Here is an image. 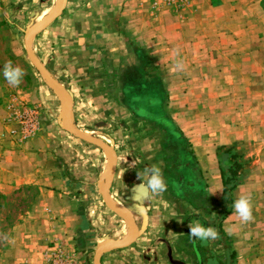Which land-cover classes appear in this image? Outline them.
I'll return each instance as SVG.
<instances>
[{
	"label": "crops",
	"instance_id": "obj_1",
	"mask_svg": "<svg viewBox=\"0 0 264 264\" xmlns=\"http://www.w3.org/2000/svg\"><path fill=\"white\" fill-rule=\"evenodd\" d=\"M20 2L0 0V6ZM259 5L257 0L215 4L190 0L182 12L161 13L142 7L138 0H66L62 13L35 35L36 57L72 97L75 127L94 136L102 132L115 147L110 188L134 217L138 234L128 245L104 251L101 264H197L188 225L208 223L204 221L207 209L214 221L209 226L215 228L214 212L221 208L220 201L228 198L232 206L246 194L252 197L254 219L244 223L230 207L218 222L235 252L229 264H264V14ZM145 52L148 72L155 71L158 76H154L168 87L167 117L179 136L168 132L166 136L180 158L177 168L183 177L178 181L187 182L186 190L213 204L197 208L185 195L175 203L180 212L170 218L164 212L165 204L174 199L168 186L149 198L134 189L142 182L137 173L156 165L152 162L158 143L142 129L144 120L126 102L110 109L106 97L110 70L137 65ZM178 60L183 70H175ZM26 108L0 103V191L36 183V209L29 212L35 223L20 224L22 228L0 255V264H39L54 245L62 246L79 264H93L100 242L91 243L82 235L97 211L89 206L93 200L98 202L99 191L91 184L94 178L68 174L54 162L52 166L54 152L64 148L60 136L69 134L62 129L61 113L58 124L39 121L38 129L29 130ZM80 123L89 126L81 129ZM222 145L247 160L232 180L228 197L222 171L228 176L231 162L225 149L218 150ZM118 148L127 153L121 161ZM197 182L203 184L201 190L195 188ZM140 204L143 212L137 210ZM101 214L109 215L104 210ZM173 219L178 225H172ZM216 241V256L227 264L228 255ZM212 247L209 240L207 248ZM105 255H115L113 262L106 263Z\"/></svg>",
	"mask_w": 264,
	"mask_h": 264
},
{
	"label": "rangeland",
	"instance_id": "obj_2",
	"mask_svg": "<svg viewBox=\"0 0 264 264\" xmlns=\"http://www.w3.org/2000/svg\"><path fill=\"white\" fill-rule=\"evenodd\" d=\"M30 1L31 0H22V3L20 2L12 6H0V103L6 106L8 103L14 102L15 105L19 104L20 106H26L28 112H25L24 114V121L28 123L29 126L27 124L26 125L27 127H29V130L34 127L36 130L39 127V121H43V123L47 121H57L58 124V115L60 114V112L62 113L65 98L55 87H53L51 82L46 80L39 73L36 67L31 63L30 59L27 56L24 43V36L27 31H29L33 26L43 21L44 17L47 16L49 10L53 11L54 8L56 10L60 0H35L33 2ZM138 1L144 8H149L151 10H155L161 13H164L165 11H170L169 9H155L150 7L148 4L142 2L141 0ZM210 1L211 4H215L217 2V0ZM257 1H259V6L262 9V13L264 14V0ZM188 5L189 4H187L183 9L174 12H182L184 9H186ZM33 46H35V42L33 43ZM143 54L146 55L145 58L141 56L142 59L139 63H137V65L126 64L121 69H117L114 71L110 70V81L109 86L107 87L108 91L106 93L107 102H109L110 107L114 106L115 104L120 106L121 103L123 104L125 102V94L122 89L123 85H127V87H129L126 88V90L132 89V86L135 88V90H139V88H141L139 90L141 91V94H144L143 92L156 93L154 89H158L159 87L156 85V83H154L153 79L149 78L154 75H158L155 71H151V75L148 78V65H146L145 63L148 54H146V52ZM9 61L14 66H19L24 70L22 82L18 87H13L9 85L3 77V66L6 62ZM141 83H144V85H141ZM160 86L163 89L162 91L160 90L161 96H163L165 94V90L168 87L162 86V84H160ZM19 102L22 104H20ZM166 105L167 103H165V106ZM148 108L150 109L152 107L149 106ZM110 109L114 108L111 107ZM164 109L165 108L162 107V109L158 111L163 112ZM142 119L144 120L143 122H141V126L143 127L142 129L146 130V133H149L152 139H154L160 147V149L157 151V154L154 156L156 158L155 160H153L152 163H155L158 167L160 166L159 168H161L162 173L164 174L163 177L165 176L164 178L168 186V192L174 198L171 200L172 202L168 201L165 204L164 212L168 214L169 218L173 217V215H177L180 211L176 209L175 203L177 200H182L185 195L189 197L188 199L191 202V206L201 208L204 207V205L206 204L205 208H207L208 204L213 205L212 203H209L207 198L198 196L196 193L186 190L185 188L187 186V182L183 181L181 185L176 184L177 182H179L178 179L181 178V176L183 177V175H180L181 171L177 168L179 167V164L177 165V162H179L180 158L175 154L174 150L172 149V142L166 136L167 131L163 132L164 128L157 124L154 119ZM88 126L86 124L82 125L81 123L80 125H78V127L81 129H84ZM62 129L65 128H63L62 126ZM98 132L99 131L96 132V136H98L101 140L105 141V137L102 138L100 134H97ZM68 133L69 134H67L66 136H60V139L65 142L64 148H62V150L64 151L62 152L61 150L59 154H56V152H54L55 156H53L54 159L51 161L52 166H54V162L56 166L60 165L61 171H66L68 174H72L74 176L79 174L89 175L94 178V183L91 184L96 185V188L94 189L99 191H97V198H95V201L98 200V202H94L93 200L89 203V206H91L93 210L97 211L92 214L93 222L91 221L89 224L91 225L90 229L86 231V234L82 235V237L91 238L92 240H89L91 241V243H96L97 241L101 242L102 240L113 241L115 240V233H118V230L122 228L128 221L118 215L112 208H110L105 203L102 197L100 182L102 180L106 182L107 178H103L102 173H104L109 167L111 154L109 152L107 153L106 149L89 143L73 133ZM106 140L107 141L105 142L111 145V139L106 138ZM82 143L85 144L88 148L81 146ZM112 148L115 150V147L112 146ZM118 152H120L119 154H122V157H120L121 161L123 160L125 155H127V153L126 151L123 152L120 148H118ZM104 154L107 156L108 159L107 168H104V161L106 160ZM52 166H50V169ZM183 173L185 174V171ZM202 185V183L197 182L195 184V188L197 190H201ZM110 187L109 189L111 191L109 194L118 197V194L112 192L113 190ZM0 193L8 196L6 200L0 198V205L4 204V206H0V230H3V233H0V245L2 247L0 249L1 255L8 248L12 237H16V234L22 228V225L20 224L26 221L32 222L30 223L31 225L35 223V217L32 215L31 217L29 212H31L32 210L34 212V210L36 209L38 185L36 183L18 184L8 192L0 191ZM220 203L221 208L218 211L214 212V219L216 223H218L223 213L227 211L230 207H232L228 198L222 199ZM98 205L99 209H97ZM124 208L131 215L130 211L125 206ZM102 210L107 211L109 215H102ZM204 212H206L205 215H207L204 221L208 222L206 223V225H204L209 226L210 223L214 222L211 218V215H213V213L211 212L210 215H208L207 209ZM6 215L8 217L7 220L1 222V219L4 218V216ZM262 215L264 216V214ZM195 216V212L192 211L191 217ZM187 220V218L182 220L180 219L179 221L177 219L176 221H174L173 219L171 220L173 221L171 223L172 225H178L182 222H186ZM177 221L178 224H176ZM31 225H29L30 228L32 227ZM26 227H28V224L26 225ZM5 237H7V239H5ZM211 243L213 247L209 250L215 251V248L217 247L214 243H217V241L211 240ZM50 248V252L46 254V257L52 256L53 251L55 249L65 250L60 245H54ZM108 251H111V249H109ZM112 253L116 254V252ZM106 256L108 255H105L106 263H109L110 260L113 262L112 259L115 255H111L110 257ZM71 259L75 264L80 263L78 259L76 260L72 257ZM44 263L45 259H42L39 264Z\"/></svg>",
	"mask_w": 264,
	"mask_h": 264
},
{
	"label": "trees",
	"instance_id": "obj_3",
	"mask_svg": "<svg viewBox=\"0 0 264 264\" xmlns=\"http://www.w3.org/2000/svg\"><path fill=\"white\" fill-rule=\"evenodd\" d=\"M150 74H151V72L148 73V78H149ZM149 79H153L154 83H156V85L159 87L158 89H154L156 93L143 92L144 94H141L140 93L141 91H139L141 88H139V90L136 89L137 90L136 91L135 88L132 86V89L126 90V88H129V87H127V85H123L122 89H123L124 94H125V102L128 104V106L132 110H134V112L136 114H138L142 118H146L149 120L154 119L155 122L157 124H159L160 126H162V128H164L163 130H166L169 134L172 135V137L179 136L178 131L175 130L174 124L167 117V115H168L167 109H166L167 105L165 106V103H167L165 101L166 100V93L163 96H161L160 90L161 91L163 90L160 86V84H162L161 81L158 80L155 76L154 77L152 76ZM141 85H144V83H141ZM142 95H145V96H142ZM163 104H164V106H163ZM149 106H151L152 108L149 109L148 108ZM162 107L165 108L164 111L163 112L158 111V110L162 109ZM219 149H225V152L229 153V159L231 162L230 166L228 168L229 175L224 177L223 176L224 173L222 171V185H223L224 191L226 193H228L227 196H229V191L231 190V188L233 186V185H231L232 184L231 182L242 171V169L247 165V160H245L244 158H241L239 155L234 153L232 151L231 147H226V146L222 145V146L218 147V150ZM188 153H191V152H189V151L187 152V156L189 157L190 154L188 155ZM183 157H184V155H183ZM182 182L179 181L176 184L181 185ZM0 198L6 200L8 198V196L0 193ZM0 206H4V204H2ZM229 213H230V209L225 211L220 219L224 218ZM7 218H8L7 215L4 216V218L1 219V222L6 221ZM220 225H221V223L218 222V223H216V227H215V229L219 233V238L217 240H218L219 244H222L224 250L226 251V255H228V257H227L228 263L227 264H229L232 261V259L234 258L235 252L230 250V245L228 244V236H226V234L223 232ZM205 227H207V226H205ZM2 231L3 230L1 229L0 233H3ZM207 244H208V241L203 242V241H200L198 239L192 238V248L194 250V253H195V256L197 259L196 263L197 264H225V262H223L217 258V256H216L217 253L215 251H211L207 248ZM1 248L2 247L0 245V249Z\"/></svg>",
	"mask_w": 264,
	"mask_h": 264
},
{
	"label": "water",
	"instance_id": "obj_4",
	"mask_svg": "<svg viewBox=\"0 0 264 264\" xmlns=\"http://www.w3.org/2000/svg\"><path fill=\"white\" fill-rule=\"evenodd\" d=\"M66 0H60L59 5L55 12L49 16L47 19L41 21L39 24L33 26L29 31L24 36V43H25V49L27 52V56L30 59L31 63L36 67V69L39 71V73L49 82L52 83L53 87H55L65 98L64 102V107L63 111L61 113V124L63 128H65L68 132L75 134L76 136L82 138L83 140L92 143L96 146H99L103 149H106L110 154H111V162L108 168V177L106 179V182L101 189L102 197L105 203L112 208L118 215H120L122 218L126 219L130 225L133 228V234L132 237H130L127 240L121 241V242H116V241H104L102 243L97 244L95 251H94V256H93V264H101L100 263V255L109 249H114L118 247H123L131 243L132 241L135 240L137 234H138V229L137 225L134 221V218H132L130 215L126 213V211L121 208L120 206L112 203L109 198H108V193H109V187L111 185L113 176H114V169H115V161H116V153L115 150L112 148L111 145L108 143L104 142L97 136L87 134L80 129L76 128L75 125L72 122L71 119V106H72V97L70 93L66 90V88L57 80L55 79L49 72L48 70L39 62V60L36 58L34 53L32 52L30 42L32 38L35 37V35L42 29H44L53 19L58 17L65 6ZM140 184V183H138ZM138 184L134 186V189L138 193H145L146 189H142L138 187Z\"/></svg>",
	"mask_w": 264,
	"mask_h": 264
},
{
	"label": "clouds",
	"instance_id": "obj_5",
	"mask_svg": "<svg viewBox=\"0 0 264 264\" xmlns=\"http://www.w3.org/2000/svg\"><path fill=\"white\" fill-rule=\"evenodd\" d=\"M178 55V53H177ZM184 64L178 60L175 64V70H183ZM2 74L9 85L18 87L24 76V70L19 66H14L10 61L6 62L2 69ZM137 178L142 181L138 184L139 188L146 189L145 198L152 195H160L167 190V184L162 174V170L157 165H150L143 169V172L137 173ZM146 178V183L144 182ZM235 213L239 216L242 222H251L253 217L252 197L250 194L241 195L232 205ZM137 210L143 212L142 204L137 205ZM189 233L194 239L203 242L216 240L219 238V233L214 227H205L199 222L188 225ZM7 239V237H5Z\"/></svg>",
	"mask_w": 264,
	"mask_h": 264
},
{
	"label": "built area",
	"instance_id": "obj_6",
	"mask_svg": "<svg viewBox=\"0 0 264 264\" xmlns=\"http://www.w3.org/2000/svg\"><path fill=\"white\" fill-rule=\"evenodd\" d=\"M155 9H169L173 11L183 9L190 0H141ZM44 264H75L62 249H55L52 256L45 259Z\"/></svg>",
	"mask_w": 264,
	"mask_h": 264
},
{
	"label": "bare ground",
	"instance_id": "obj_7",
	"mask_svg": "<svg viewBox=\"0 0 264 264\" xmlns=\"http://www.w3.org/2000/svg\"><path fill=\"white\" fill-rule=\"evenodd\" d=\"M55 12V8H54V10L53 11H51V10H49V12L47 13V16H45L44 17V20H45V18L47 19V17H49L50 15H52V13H54ZM51 13V14H50ZM50 14V15H49ZM43 19V18H42ZM39 24V23H38ZM33 40H34V38H32V40H31V42H30V46H31V49H32V52L35 54V51H34V46H33ZM36 56V55H35ZM37 58V57H36ZM38 59V58H37ZM62 107H63V105H62ZM63 111V110H62ZM61 113V112H60ZM97 134H100V136H102V138L103 137H105V141H107L106 140V138H109L108 136H105L102 132H98ZM99 138V137H98ZM104 141V142H105ZM106 152L108 153V151L106 150ZM105 155V154H104ZM105 157H106V160L104 161V163H105V165H104V168H107L108 167V159H107V156L105 155ZM110 162H111V159H110ZM109 165H110V163H109ZM109 168V167H108ZM108 168H107V170L104 172V173H102V177L103 178H107L108 177ZM104 184H105V182L102 180L101 182H100V189H102L103 188V186H104ZM108 198H109V200L112 202V203H114V204H116V205H118V206H120L121 208H123L125 211H126V213L128 214V215H130L129 214V212L124 208V206H122V205H124L123 203H122V201H121V199H118V197H115L114 195H112V194H109L108 193ZM131 216V215H130ZM132 217V216H131ZM133 218V217H132ZM142 219V218H141ZM141 222V221H140ZM130 224H129V222H127L122 228H120L118 231H120V230H122V229H125L127 226H129ZM132 227V226H131ZM131 227L130 228H128L126 231H124V232H121V233H115V240H113V241H116V242H121V241H124V240H127V239H129L130 237H132V234H133V228H132V233H131ZM129 232L131 233V235L130 236H128V237H126V238H123V239H120V238H117V237H124V236H126V235H128L129 234ZM107 240V239H106ZM104 240H102L100 243H102Z\"/></svg>",
	"mask_w": 264,
	"mask_h": 264
}]
</instances>
